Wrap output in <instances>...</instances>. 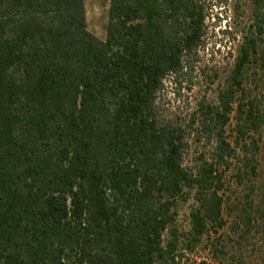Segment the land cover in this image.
Masks as SVG:
<instances>
[{
	"label": "trees",
	"instance_id": "16d2710c",
	"mask_svg": "<svg viewBox=\"0 0 264 264\" xmlns=\"http://www.w3.org/2000/svg\"><path fill=\"white\" fill-rule=\"evenodd\" d=\"M208 1L111 0L102 40L85 0H0V264H192L264 234V0L216 100L168 108L219 77Z\"/></svg>",
	"mask_w": 264,
	"mask_h": 264
},
{
	"label": "rangeland",
	"instance_id": "374dc122",
	"mask_svg": "<svg viewBox=\"0 0 264 264\" xmlns=\"http://www.w3.org/2000/svg\"><path fill=\"white\" fill-rule=\"evenodd\" d=\"M110 4L111 0H85L88 29L102 40L106 39ZM208 4L211 5L210 31L206 51L204 52V60L201 65L206 66L211 74L217 72L219 77L216 83L210 87H208V80L205 81L201 77L192 91H183L181 97L170 95L169 99L171 101L168 108L172 112L181 113L183 117L194 111L198 101L207 99L213 102L216 100L218 90L224 85L234 67L235 58L238 55L243 38L253 24L254 0H209ZM259 74L257 84L254 82L253 76L249 78V83L254 94H259L263 98L264 73L260 72ZM229 133L233 136L232 128L229 129ZM260 159L262 164L261 178L264 181V141L262 142ZM242 192L244 196L245 192ZM192 205L193 201L180 204L178 224L182 230H188L189 228V212ZM219 236H221L224 243H232L228 230L216 235V237ZM262 236L264 234H258L255 239H252L246 250H233L226 256L213 255L209 249H204L201 246L191 256V263L264 264V260H262V256H264V239H262ZM216 237L213 236V238Z\"/></svg>",
	"mask_w": 264,
	"mask_h": 264
}]
</instances>
